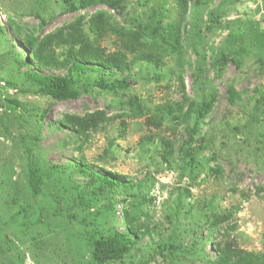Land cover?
<instances>
[{
  "label": "rangeland",
  "instance_id": "1",
  "mask_svg": "<svg viewBox=\"0 0 264 264\" xmlns=\"http://www.w3.org/2000/svg\"><path fill=\"white\" fill-rule=\"evenodd\" d=\"M118 1V10L100 4L72 13L64 12L67 0H0V264H99L93 236L112 229L138 242L105 264H215L214 240L263 252L264 0H188L185 18L179 0H161L165 9L156 20L157 0ZM98 14L110 51L115 31L148 30L146 24L160 21L163 28L181 27L183 52L165 51L159 68L136 66L129 90L117 95L98 87L66 101L39 94L24 76L36 69L26 40H42L79 19L87 26ZM137 32L147 41L157 37ZM191 101L215 103L193 144V170L180 151L184 125L164 109ZM98 112L110 121L76 141L65 121ZM77 164L123 183L148 180L141 192L117 189V201L94 197ZM31 171L41 175L39 196ZM180 193L185 207L197 209L192 217L184 209L172 215ZM209 202L230 213L216 228L202 215ZM135 208L142 238L129 226L127 212L132 219Z\"/></svg>",
  "mask_w": 264,
  "mask_h": 264
},
{
  "label": "trees",
  "instance_id": "2",
  "mask_svg": "<svg viewBox=\"0 0 264 264\" xmlns=\"http://www.w3.org/2000/svg\"><path fill=\"white\" fill-rule=\"evenodd\" d=\"M120 1L122 2V0ZM160 1L157 0L154 3V20L157 19L158 14L161 16L162 10L165 9V5ZM167 1L163 0V3ZM67 4L68 7L64 12L72 13L100 4L114 10L121 8L118 0H80L77 4L67 0ZM179 4L181 10H183L182 18H185L191 11L189 1L179 0ZM105 21L104 16L98 14L89 21L87 26L82 24V20L79 19L71 25H66L46 35L42 40L37 38L27 39L26 44L31 51V58L36 62L35 70L30 68L24 73L27 82L32 84L39 94L49 96L57 101L78 99L83 92L95 87L117 95L122 91L129 90L131 86L130 74L136 66L152 64L159 68L163 64L161 61L165 51H171L175 55L183 52L182 40L184 35L181 27L170 25L163 28L160 21L158 27H155L153 22L146 24L148 30L139 28L133 32L124 27L120 28V31H115L117 37L114 43L115 49L110 51L102 44V38L107 33V29L104 27ZM45 24L47 22L42 21V25ZM150 30L155 31L157 35L156 38L150 41L142 39L137 32L146 35V32ZM158 40L163 43L164 48ZM227 58V55L220 57L221 65L228 61ZM24 64L30 66V63L26 60ZM57 72H63V74ZM198 72H202L201 68H198ZM229 92L230 101L234 103L237 100V94L234 89H230ZM262 100L264 102V98ZM214 104L210 101L200 103L191 101L188 103H172L166 106L167 109L164 107L184 125V131L188 137L180 151L187 160L186 165L190 170L198 165L193 144H195L196 136L199 134L200 123L212 112ZM109 121L105 113L98 112L85 117L71 116L65 122L71 126L76 141H78V138L86 140L89 138L90 133L102 130L103 125ZM82 145L83 143L80 146ZM167 146H170V144H167ZM168 153L170 156L173 154L170 151ZM75 166L78 172L89 176V183L84 184V187L90 188L89 190L92 191L94 197L107 194L114 201H117L115 199L117 189L141 192L148 180V178H145L139 182L123 183L113 177L99 174L93 166L88 167V165L82 166L80 164ZM29 182L33 194L39 196L41 194V175L36 171H31ZM112 198L109 199L112 200ZM88 199H91V197L89 196ZM183 199L184 194L180 193L174 201L175 211L172 213L174 217H178L177 214L180 209H184L185 214L189 217L195 214V210L197 211L193 206L185 207ZM114 204L113 202L111 208L115 211ZM208 204L206 210L209 211L204 212L202 215L205 214L207 223L210 222L211 226L216 228L222 224L223 220L229 218L230 213L224 215L214 207L212 202ZM135 210L138 213H135L132 219L127 212L129 226L136 233V236L142 238L146 232L141 231L139 223L141 211H139L140 208H135ZM207 223H205V226ZM130 234L129 232L112 229L108 235L99 232L97 236H93L95 261L99 264H105L112 260L121 259L138 242ZM214 241L218 251L215 264H264V251H245L233 242Z\"/></svg>",
  "mask_w": 264,
  "mask_h": 264
}]
</instances>
